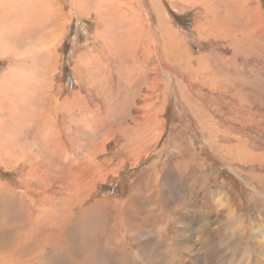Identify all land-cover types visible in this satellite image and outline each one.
Here are the masks:
<instances>
[{
	"label": "rangeland",
	"instance_id": "obj_1",
	"mask_svg": "<svg viewBox=\"0 0 264 264\" xmlns=\"http://www.w3.org/2000/svg\"><path fill=\"white\" fill-rule=\"evenodd\" d=\"M75 1L0 0V264H264V0Z\"/></svg>",
	"mask_w": 264,
	"mask_h": 264
},
{
	"label": "bare ground",
	"instance_id": "obj_2",
	"mask_svg": "<svg viewBox=\"0 0 264 264\" xmlns=\"http://www.w3.org/2000/svg\"><path fill=\"white\" fill-rule=\"evenodd\" d=\"M7 1H8V0H7ZM72 1H73L74 4H76V1H75V0H72ZM117 1H118V0H117ZM50 3H51V6H52V2H50ZM128 6H130V5H128ZM52 8H53V7H51V9H52ZM100 8H102V7L100 6ZM49 9H50V8H49ZM122 15H123V14H122ZM131 21H132V20H131ZM133 21H134V20H133ZM132 24H134V22H133ZM134 25H135V24H134ZM9 26H10V24H9ZM161 26H162V28L166 29V27H165L162 23H161ZM4 28H5V27H4ZM5 30H6V29H5ZM135 30H137V29H135ZM140 31H141V30H140ZM51 36H52V35H50V37H51ZM131 39H132V37H131ZM160 46H161V45H160ZM33 47H34V46H33ZM0 49H1V48H0ZM160 49H161V48H160ZM162 49H163V48H162ZM6 51H7V50H6ZM34 54H35V53H34ZM141 62H142V61H141ZM143 64H144V63H143ZM142 68H146V67H142ZM8 76H9V75H8ZM2 79H3V78H2ZM14 84H15V83H14ZM20 85H21V84H20ZM5 87H6V86H5ZM20 87H21V86H20ZM13 100H14V99H13ZM74 100H75V97H74ZM36 101H37V100H36ZM52 101H53V100H52ZM55 102H56V101H55ZM45 103H46V102H45ZM48 103H49V101H48ZM48 103H47V104H48ZM62 104H64V103H62ZM65 104H66V103H65ZM43 105H44V104H43ZM45 106H46V105H45ZM63 106H65V105H63ZM61 107H62V106H61ZM54 108H56V107H54ZM22 109H23V108H22ZM13 110H14V109H13ZM42 110H43V109H42ZM54 110H55V109H54ZM55 112H56V111H55ZM46 114H47V113H46ZM51 114H52V113H51ZM54 114H55V113H54ZM42 115H43V114H42ZM9 117H10V116H9ZM34 117H35V116H34ZM40 117H41V116H40ZM45 117H46V116H45ZM47 117H48V115H47ZM47 117H46V118H47ZM49 117H50V116H49ZM51 117H52V116H51ZM52 118H53V117H52ZM34 119H35V118H34ZM49 119H50V118H49ZM49 119L47 118V120H49ZM36 120H37V117H36ZM43 120H44V117H43ZM43 120H41V121H43ZM49 121H50V120H49ZM75 121H77V120H75ZM47 122H48V121H47ZM48 123H49V122H48ZM53 124H54V123H52V125H53ZM5 125H7V124L5 123ZM45 125H46V123H45ZM52 125H51V126H52ZM43 126H44V125H43ZM6 127H7V126H6ZM31 128H32V127H31ZM47 128H48V129H47ZM7 129H8V128H7ZM50 129H51V128H50L48 125H47V127L45 126V127H44V132H45L44 134H45V135H47V134H51V132H50L51 130H50ZM53 129H54V127H53ZM13 130H14V129H13ZM42 130H43V129H42ZM5 131H6V129H5ZM52 132H53V130H52ZM7 134H8V133H6V135H7ZM54 135L56 136V132H54ZM17 136H18V135H17ZM17 136H16V138H17ZM48 136H49V135H48ZM55 136H54V137H55ZM8 137H9V136H8ZM46 137H47V136H46ZM51 137H53V136L51 135ZM18 138H19V137H18ZM46 139H49V138H46ZM55 139H56V138H55ZM52 141H54V140H52ZM8 144H10L9 146L12 145L11 148H14L15 146H17V144H15V143H10V141H9V143H7V146H8ZM102 145H103V144H102ZM102 145H101V146H102ZM18 148H19L20 150H23V148H22V146L20 145V143L18 144ZM9 150H10V149H9ZM14 150H17V149H14ZM97 150H99V147L96 146V147H95V150H94L93 152H96ZM137 150H138V148H137ZM140 150H141V149H140ZM24 151H25V150H24ZM21 152H22V151H21ZM93 152H92V153H93ZM97 152H98V151H97ZM138 152H139V151H138ZM11 153H13V151H12ZM136 153H137V152H136ZM27 154H29V153H27ZM62 155H63V154H61V155H59V156H62ZM91 155H92V154H91ZM94 155H96V153H95ZM94 155H93V156H94ZM139 155H140V154H139ZM93 156H91V158H94ZM247 156H248V154H247ZM64 158H65V157H64ZM250 159H251V158H250ZM256 159H257V158H256ZM7 160H8V159H7ZM20 160H22V159H20ZM20 160H19V161H20ZM82 161H84V160H82ZM17 163H19V162H17ZM17 163H16V164H17ZM153 169H154V168H153ZM151 170H152V169H151ZM154 170H155V169H154ZM154 170H152V171H153V175H154ZM61 172H62V171H61ZM160 172H161V171H160ZM62 173H63V172H62ZM64 177H65V176H64ZM158 177H159V176H158ZM60 179H61L62 182L64 183V182L66 181L67 177H66V178H63V176H62ZM156 180H157V179H156ZM156 180H155V182H156ZM63 183H62V184H63ZM71 183H73V182H71ZM76 184H77V183H76ZM64 185H65V186H63V187H68V188H69V185H68V184H67V185L64 184ZM63 187H62V188H63ZM62 188H61V189H62ZM85 189H86V188H85ZM153 189H154V188H153ZM1 190H2V188H1ZM64 190H66V188H65ZM2 191H3V190H2ZM68 191H69V190H68ZM9 194L11 195L10 198L13 199L12 197H13V194H14V193L9 192ZM68 200H69V199H68ZM74 200H75V199H74ZM82 202H83V201H82ZM65 204H66V203H65ZM69 204H70V202H69ZM78 204H79V203H78ZM70 205H71V204H70ZM65 206H66V205H65ZM68 213H69V212H68ZM70 213H71V212H70ZM177 213H178V212H177ZM176 215H177V214H176ZM185 241H186V240H185ZM182 244H184V242H183ZM260 254H263V253H262L261 251L258 250V255H260ZM246 260L248 261L247 258L245 259V261H246ZM167 262H168V261H167Z\"/></svg>",
	"mask_w": 264,
	"mask_h": 264
},
{
	"label": "crops",
	"instance_id": "obj_3",
	"mask_svg": "<svg viewBox=\"0 0 264 264\" xmlns=\"http://www.w3.org/2000/svg\"><path fill=\"white\" fill-rule=\"evenodd\" d=\"M10 78H12V76H10ZM5 82L6 81L4 80V75L2 74V76H0V86H3L5 84ZM18 98L21 99L20 101H25L26 100L25 92L20 93L19 96H18ZM1 113H2V110H0V119H1ZM9 115H10V119L16 120L15 119V116L13 114H9ZM17 116L20 117V118L23 117V116L19 115V113H17ZM16 122L19 123V124L22 123L20 120H16Z\"/></svg>",
	"mask_w": 264,
	"mask_h": 264
}]
</instances>
